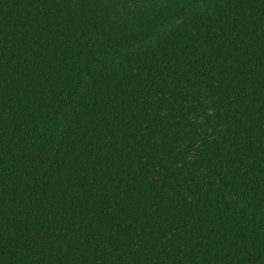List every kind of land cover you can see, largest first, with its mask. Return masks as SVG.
Masks as SVG:
<instances>
[{
	"label": "trees",
	"instance_id": "1",
	"mask_svg": "<svg viewBox=\"0 0 264 264\" xmlns=\"http://www.w3.org/2000/svg\"><path fill=\"white\" fill-rule=\"evenodd\" d=\"M0 264H264V0H0Z\"/></svg>",
	"mask_w": 264,
	"mask_h": 264
}]
</instances>
